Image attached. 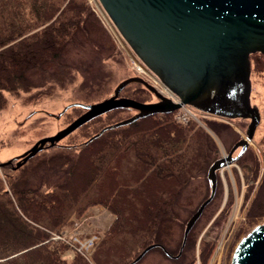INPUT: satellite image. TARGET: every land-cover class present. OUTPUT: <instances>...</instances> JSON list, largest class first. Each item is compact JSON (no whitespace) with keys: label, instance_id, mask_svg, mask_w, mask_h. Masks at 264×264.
<instances>
[{"label":"trees","instance_id":"1","mask_svg":"<svg viewBox=\"0 0 264 264\" xmlns=\"http://www.w3.org/2000/svg\"><path fill=\"white\" fill-rule=\"evenodd\" d=\"M94 20L100 19L89 0H0V110L7 104L6 92L38 86L28 73L31 69L45 84L62 82L75 68L66 59L65 48L80 47L82 35L90 37ZM251 60L252 72L264 75V54L254 53ZM121 95L142 102L153 101L155 96L141 82L127 84ZM71 109H82L75 116L84 111L73 106L64 114L69 117ZM135 113L131 107L113 109L79 128L85 130L84 141L59 142L18 168L13 167L16 159L2 168L0 210L6 208L15 220L1 225L0 235L23 230L31 236L0 240V264H135L147 246L162 244L160 226L163 220L175 218L179 198L193 179L203 175L208 183L199 205L210 195L207 172L219 157L218 146L210 132L195 121L184 123L174 112L154 113L110 127L89 140L104 127ZM207 125L219 135L220 129L228 127L216 120H207ZM154 131L158 135L149 137ZM102 156L105 161L100 163ZM80 166L83 169L78 171ZM40 172H44L40 182L30 183ZM46 172L58 175L53 183L46 184ZM254 172H258V162ZM263 193L264 177L247 210L248 225L264 218ZM99 204L113 214V220L92 252V260L66 241L53 238ZM195 210L183 222L184 230ZM193 229L181 254L183 237L177 250L167 248L177 264H197ZM214 246L212 240L201 242V264L207 263ZM69 250L74 251L71 257Z\"/></svg>","mask_w":264,"mask_h":264},{"label":"water","instance_id":"2","mask_svg":"<svg viewBox=\"0 0 264 264\" xmlns=\"http://www.w3.org/2000/svg\"><path fill=\"white\" fill-rule=\"evenodd\" d=\"M97 3L119 36L180 101L162 94L140 75L129 76L116 85L112 95L98 102L66 106L58 118L73 106L83 107L84 112L55 134L39 139L21 155L0 162V168L15 158L13 167H20L86 122L116 108L131 107L136 113L104 127L89 140L110 127L154 113H172L184 103L227 119H250L246 138L210 166L207 178L211 192L186 223L181 254L189 232L216 195L218 171L233 164L237 157L232 156V151L240 145L245 150L261 123L260 107L252 102L251 55L264 54V0H97ZM131 82L143 83L158 99L142 102L121 95V90ZM210 132L216 136L213 130ZM159 245L169 256H174L162 244L154 243L134 263ZM231 264H264V222L241 238Z\"/></svg>","mask_w":264,"mask_h":264},{"label":"rangeland","instance_id":"3","mask_svg":"<svg viewBox=\"0 0 264 264\" xmlns=\"http://www.w3.org/2000/svg\"><path fill=\"white\" fill-rule=\"evenodd\" d=\"M89 1L100 22L93 21L90 37L82 35L80 47L67 46L65 48V57L75 63V68L64 76L62 82L52 80L48 84L43 82L38 72L32 74L35 69H31L28 73L35 79L38 86L29 91L6 92L7 104L0 110V162L21 155L39 139L55 134L78 117L75 115L82 109H71L69 117L67 113L60 118L57 117L69 104L98 102L112 95L121 80L136 72L133 57L138 56L105 17L97 0ZM252 81V99L253 103L260 107L261 123L250 142L249 149L241 160L231 165L230 168L226 167L218 171L219 181L216 195L193 226L194 229L192 228V234L197 239L196 248L193 250L196 252L197 264H201L200 244L208 240L214 241L215 246L206 264H231L236 245L257 225H248L246 213L264 177V75L253 70ZM153 99L156 100V97L154 96ZM188 118H190L188 121H181L184 123L195 121L209 132L212 129L207 125V120H216L228 125L225 129H220V135L214 130L216 136L210 132L217 143L219 157L229 151L237 138L246 134L249 124V120L244 119H215L202 115H198L199 120L193 116ZM79 128L60 142L76 144L84 141L85 130L80 131ZM157 135L158 133L154 131L148 136L156 137ZM103 161L105 160L102 156L99 162ZM256 162H258V172L255 174ZM2 168H0V174L5 176ZM82 169L80 166L78 171ZM43 174L44 172H40L32 176L30 183L34 185L39 183ZM53 174L45 173L46 184L53 183L57 178L58 175ZM207 191V180L203 175H199L181 194L179 206L175 209V218L163 220L160 226L159 238L166 250L167 248L171 250L179 248L184 233L183 222L197 208ZM67 200L70 203L71 198ZM5 210L6 208L3 212L0 210V226L15 220V216ZM112 220L113 214L106 207L101 204L95 205L77 218L66 232L78 233L84 237L96 234L97 243H99ZM262 222L264 218L259 219L257 223ZM77 224L80 225L79 230H75ZM19 231V233L11 231V234H1L0 240L19 238L20 235H23L26 240L31 236L26 231ZM72 248L77 250L73 246ZM73 254L74 251L69 250L67 255L71 257ZM135 264H177V262L166 253L164 248L154 247Z\"/></svg>","mask_w":264,"mask_h":264},{"label":"built area","instance_id":"4","mask_svg":"<svg viewBox=\"0 0 264 264\" xmlns=\"http://www.w3.org/2000/svg\"><path fill=\"white\" fill-rule=\"evenodd\" d=\"M138 58V57H137ZM134 63L133 66L135 67L134 69L136 70L135 73H137L138 75H141L143 77H145L147 80H149L151 83H153L164 95L172 98L174 101H180V97L175 94L174 92H172L163 82L162 80L155 75L153 72H151L146 65L141 61V59L138 58V62L135 61L134 57H133ZM137 63L144 65L146 67V69H148L153 76H151L150 74H148L147 72H145L144 70H142V68L140 66L137 65ZM175 118L178 120H183V121H188L190 118H188L189 116H193L195 117V119H198V115H202V116H206L209 118H221L218 115H215L213 113H209L206 111H203L201 109L196 108L193 105L190 104H182V107L177 109L175 112ZM80 225H76L75 226V230H79ZM97 235L93 234V235H89L87 237L82 236L81 234L78 233H68L65 232L63 234L60 233H55L53 235L54 239H61L66 241L68 244H70L71 246L75 247L79 252H81L87 259H91V254L93 252V250L95 249V247L97 246Z\"/></svg>","mask_w":264,"mask_h":264},{"label":"flooded vegetation","instance_id":"5","mask_svg":"<svg viewBox=\"0 0 264 264\" xmlns=\"http://www.w3.org/2000/svg\"><path fill=\"white\" fill-rule=\"evenodd\" d=\"M252 102H253V99H252ZM254 104V103H253ZM234 119H239V120H249V124H250V119H245V118H234ZM234 119H229V120H234ZM249 124H248V126H249ZM258 128V127H257ZM248 129V128H247ZM256 131H257V129H256ZM255 134H256V132H255ZM246 135H247V131H246V134L245 135H241L239 138H237L236 139V141H235V143L231 146V148L229 149V151L227 152V153H225L223 156H226V155H228L229 153H231V150H232V148L239 142V141H241L242 139H244V138H246ZM251 142V141H250ZM249 147H250V143H249V145H248V147L245 149V150H243V146L242 145H240V146H238L234 151H232V156L233 157H237V159L233 162V164L232 165H235L238 161H240L241 160V157L247 152V150L249 149ZM222 156V157H223Z\"/></svg>","mask_w":264,"mask_h":264},{"label":"bare ground","instance_id":"6","mask_svg":"<svg viewBox=\"0 0 264 264\" xmlns=\"http://www.w3.org/2000/svg\"><path fill=\"white\" fill-rule=\"evenodd\" d=\"M134 59H135L136 62L139 61L137 57H134ZM137 65L140 66L142 68V70H144L145 72H147L148 74H150L151 76H153V74L148 69H146V67L144 65H141L139 63H137ZM228 168H230V166Z\"/></svg>","mask_w":264,"mask_h":264}]
</instances>
